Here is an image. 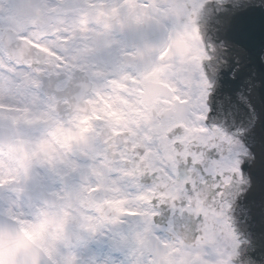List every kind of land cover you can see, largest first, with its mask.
<instances>
[{
  "label": "snow or ice",
  "instance_id": "snow-or-ice-1",
  "mask_svg": "<svg viewBox=\"0 0 264 264\" xmlns=\"http://www.w3.org/2000/svg\"><path fill=\"white\" fill-rule=\"evenodd\" d=\"M69 6L0 0V107L28 78L47 73L53 92L63 91L73 69L107 58L108 78L138 83L151 113L130 152L121 147L137 165L130 195L142 203L131 223L119 215L83 222L67 252L41 249L20 264H264V0H116L113 13L134 11L104 27L123 40L55 24ZM25 47L27 57L10 55ZM153 72L163 87L149 80ZM165 210L166 226L157 223ZM31 215L19 199L0 205L17 235L47 223L43 209ZM7 235L0 228V239ZM105 241L103 258L72 251Z\"/></svg>",
  "mask_w": 264,
  "mask_h": 264
},
{
  "label": "flooded vegetation",
  "instance_id": "flooded-vegetation-1",
  "mask_svg": "<svg viewBox=\"0 0 264 264\" xmlns=\"http://www.w3.org/2000/svg\"><path fill=\"white\" fill-rule=\"evenodd\" d=\"M94 1V7L85 6V10L94 11L98 27L102 31H107L104 27L105 23L118 28L123 23L125 15L134 11V9L123 8L113 13L112 8L116 0ZM88 34L89 37L92 36L90 31ZM110 34V37L102 36L101 38L123 40L119 31ZM78 45L80 44L74 43L73 47ZM49 55H51L50 52ZM84 63L83 70L73 69L75 79L70 86L64 87L63 92L74 95L77 100L85 97V90H90L95 96V99L90 97L84 99V103L94 113L92 119L88 121L91 127H88L86 133L67 135L66 133L70 130L61 129L53 134V139L59 145L58 148L53 144L48 145L49 141L46 142L45 149L40 147L45 141L39 142V149L33 147L40 134L37 133L38 130L33 122L25 118V113L38 95L43 96L49 87L54 86L55 81L49 78L47 80L35 78L34 90H27L17 99L11 98L8 101L6 105L9 108L8 112L4 110L0 112V127L6 126L14 133L16 142L14 148L18 145L23 146V141L26 142V147H31L28 149L27 157L32 163L35 164L37 157L46 158L43 160L45 166L40 167L47 175L45 187L51 194L71 191L67 195L69 209L76 207L77 204L74 201L83 206L82 195H89L92 196L90 202L105 208V213L123 216L131 223L129 213L139 207L142 202L130 195L136 190L135 168L137 165L134 164L131 155L124 156L121 153V147H124L125 152H130L127 145L140 135L143 127L151 119V113L141 104V98L145 96V92L138 83H129L122 79L112 80L111 77L105 84L91 81L86 83L84 78L90 70L96 66H103L110 70L112 64L107 58L103 60L93 58ZM41 77H48L47 73ZM149 80L164 86L157 72H153ZM77 109L80 110L79 105ZM94 121H99L100 124L97 125ZM97 134L104 138L99 145L96 144ZM135 146H140L138 141ZM1 177L2 175L0 180ZM32 180L36 178L33 176ZM119 208L126 209L127 214L119 213ZM167 216L168 212L165 210L163 217H157V223L167 225ZM159 235L165 236L166 233L160 232Z\"/></svg>",
  "mask_w": 264,
  "mask_h": 264
},
{
  "label": "rangeland",
  "instance_id": "rangeland-1",
  "mask_svg": "<svg viewBox=\"0 0 264 264\" xmlns=\"http://www.w3.org/2000/svg\"><path fill=\"white\" fill-rule=\"evenodd\" d=\"M77 2L79 3V7L83 9L84 13L82 16L79 14H72L70 18H67L63 16L62 12L59 13V16L53 17V22L55 24L59 25H67L68 21L70 24H68L69 28L73 30L74 32H80L82 35L89 36L88 31L91 32L92 36L96 35L97 33H104L103 38L110 37L111 34L108 33L105 30H100L98 27V22L97 18L95 17L94 11L89 12L85 10V7H81V0H70V5L72 2ZM93 1V0H90ZM54 2V0H53ZM84 2V0H83ZM78 7V8H79ZM71 10L70 6L66 7L64 10ZM80 10V9H79ZM85 29V30H84ZM75 43V42H74ZM28 80V84L26 82L21 83L12 93H11V98L12 99H17V97L20 96V94L25 93L28 88L32 89L31 87L34 85V81L31 78L26 79ZM10 98V99H11ZM40 134L39 130L37 132ZM48 142V141H45ZM48 145H52L51 142H48ZM45 146L41 149H45ZM31 147H26V142L23 141V146H17L15 147L14 150L10 152L2 151L0 150V175H2L1 178H8V177H18L20 178L19 175L21 176H27V179H31L34 175H36L37 170L35 169L36 166L39 165V163L44 164L43 160L46 158H40L37 157L35 159L36 165L32 163L30 160L28 163L26 162L24 169H21L18 164H16L17 159L22 158L27 156L29 153V150ZM31 165V168L29 166ZM42 170V169H41ZM63 194L71 193L62 191ZM0 195L3 197V200L0 201V205L4 204V201L8 198H12L13 200L19 199L20 202L23 205V211L25 214H29L31 216V213H33V210H41V204L38 203L36 206H33L28 200L26 201L25 198L21 196L20 192L17 191L16 189H13L11 187H5V189L0 190ZM84 197V195H82ZM76 208L78 212L73 213V218L74 222L72 224L66 223L62 231H54L50 230L49 227L45 226L43 228H32L29 227V225L25 224L23 227L29 232L30 236L38 243H40L44 248H46L48 251H53L55 250L56 252H67L68 248L65 247V245L68 244V242L65 239L64 233L67 230H74L75 234L80 231L81 228V223L75 222V218H79V220L83 222H89V221H94L97 217H103L95 212L91 213H86V209L84 206H81L79 203L75 202ZM96 210H100L99 207L92 206ZM103 209V208H102ZM104 210V209H103ZM87 218H89V221H87ZM126 225H124V228H126ZM163 237V236H162ZM72 251H75L78 255L81 257L87 258L91 256L94 252L99 254L101 258H103L109 251L108 243L105 241L104 243L97 245L93 243L90 248H76L72 249ZM117 259H122L123 257L120 256L119 254H116Z\"/></svg>",
  "mask_w": 264,
  "mask_h": 264
},
{
  "label": "clouds",
  "instance_id": "clouds-1",
  "mask_svg": "<svg viewBox=\"0 0 264 264\" xmlns=\"http://www.w3.org/2000/svg\"><path fill=\"white\" fill-rule=\"evenodd\" d=\"M109 74V69L96 66L89 71L84 79L86 83L91 81L105 84ZM37 79L47 80L48 77H38ZM89 97L95 99L90 90H85V97L77 100L72 94L63 91L53 92L52 87H49L43 96L38 95L25 113V118L31 120L34 127L40 132L37 143L33 147L39 149L40 141H49L58 148L59 145L53 139V134L61 129L70 130L66 133L67 135H83L86 133L88 127H91L88 121L94 115L89 106L84 103V99ZM77 105H79L80 110L77 109ZM94 123L100 124L99 121H94ZM103 139L102 136L97 134L96 144L99 145ZM55 193L46 198L48 203H41V208L47 213V223L44 227L47 226L54 231H62L66 223L72 224L74 222V218L72 210L67 207V195L61 192ZM34 212L35 210H33ZM27 218L34 220L35 216L31 215ZM75 222L83 223L78 217L75 218Z\"/></svg>",
  "mask_w": 264,
  "mask_h": 264
},
{
  "label": "water",
  "instance_id": "water-1",
  "mask_svg": "<svg viewBox=\"0 0 264 264\" xmlns=\"http://www.w3.org/2000/svg\"><path fill=\"white\" fill-rule=\"evenodd\" d=\"M0 228L8 233L6 238L0 239V264H20L21 258L27 262L39 255L41 248L35 246L22 232L17 235L16 226L2 216H0Z\"/></svg>",
  "mask_w": 264,
  "mask_h": 264
}]
</instances>
